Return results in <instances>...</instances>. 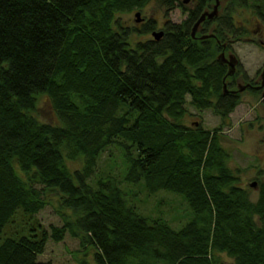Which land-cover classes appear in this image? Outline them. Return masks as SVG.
<instances>
[{
    "label": "trees",
    "instance_id": "1",
    "mask_svg": "<svg viewBox=\"0 0 264 264\" xmlns=\"http://www.w3.org/2000/svg\"><path fill=\"white\" fill-rule=\"evenodd\" d=\"M192 1L0 0V264H51L39 257L67 234L85 250L79 264H227L221 254L264 264V180L252 200L222 144L241 96L224 90L234 80L218 59L249 34L238 15L264 26V0H222L195 37L214 1ZM151 2L186 17L165 18L158 39L155 19L138 27L117 17ZM41 95L56 122L37 116ZM187 105L220 126L187 124ZM117 149L120 180L104 177ZM139 182L181 195L188 221L174 228L138 212L125 189ZM51 200L62 224L47 228L38 213Z\"/></svg>",
    "mask_w": 264,
    "mask_h": 264
},
{
    "label": "rangeland",
    "instance_id": "2",
    "mask_svg": "<svg viewBox=\"0 0 264 264\" xmlns=\"http://www.w3.org/2000/svg\"><path fill=\"white\" fill-rule=\"evenodd\" d=\"M213 1L215 2V0ZM222 5L223 1L220 6L222 7ZM219 12H221V9L218 8ZM136 13H138V17L135 16ZM117 17L120 18L123 25L138 27H141L146 20L153 18L156 20V31H159L165 18L173 22H180L186 15L179 9H174L167 17H164V10L159 8L155 2H151L142 10L133 9L117 15ZM137 19L139 20L137 21ZM248 19L252 20V13L245 10L236 17L235 23L238 26H242L245 23L248 29L255 27L256 22L254 24L250 23ZM196 34H199V28ZM205 35H210V33ZM148 36L149 34L141 36V38H147ZM201 36L199 35V37ZM250 37L253 36L247 34V36L241 37L239 41L233 42L230 52L226 48L219 52V55L223 53L226 59H229L230 54H235L240 61L242 71L239 72L238 68H235V72L230 75L234 80V90L237 89V85H245L242 77L243 72L248 77L255 78L254 80L257 83L263 82L261 71L264 65V47L256 41H249ZM262 40L264 39L262 38ZM225 85L226 89H231L226 82ZM240 96L241 102L223 124L221 130L222 144L231 153V165L239 166L243 169L240 184L248 189L251 199L256 200L258 195L257 187H251L250 184L261 178L264 179V132L260 128V125H264V99L261 100L260 93L253 94L248 90H243ZM187 108L190 113L185 119L187 124L191 125L193 121H200L206 128L212 129L220 126L221 118L210 110L197 111L190 105H187ZM36 114L42 121L56 122V117L45 95H41L37 100ZM108 157L109 152L102 154L98 170H103L106 167L109 160ZM110 159L111 163L105 168L106 174L104 177L110 176L112 178L116 177L118 180L123 179L125 162L119 153V149ZM71 166L78 167L79 163L71 162ZM142 185V182H139L137 185H130L129 189H125L128 195L127 200L136 207L138 212L151 217L163 218L174 228H178L188 221L189 207L181 195L166 190L148 193ZM55 207L54 201L51 200V203L38 213L39 220L47 228L50 225L62 224ZM18 215L19 213L17 212L14 215V220H16ZM29 220L30 218H28ZM46 245L44 253L39 258L43 261H50L51 264H79L77 259L82 257L85 252L79 245V240L69 234L58 243L49 240ZM91 252L92 250H88L87 254L84 255L89 261H92ZM221 258L227 264H232V259L225 254H221Z\"/></svg>",
    "mask_w": 264,
    "mask_h": 264
},
{
    "label": "flooded vegetation",
    "instance_id": "3",
    "mask_svg": "<svg viewBox=\"0 0 264 264\" xmlns=\"http://www.w3.org/2000/svg\"><path fill=\"white\" fill-rule=\"evenodd\" d=\"M190 1L193 2L192 0H188L187 2L189 3ZM246 21H247V19H246ZM248 22L253 23V24L256 22V25H255V27H252L248 31L249 32V35H252L253 37H250L249 39L248 38L247 39L249 41H256V42L260 43V45H262V43L264 42V40H262V38L264 39V26L261 24V22L259 21V19L253 13H252V20H249L248 19ZM228 52H230V50ZM236 58H237V64H236V69H237L239 66L241 67V64H240V61H239V59H238L237 56H236ZM263 69H264V65H263L262 71H261V77H262V79H264V77L262 76ZM242 76H243V73H242ZM243 79H244L243 81H245V85L243 86L244 87L243 90H248L249 92H251L253 94L260 93L261 94V100L264 99V84H262L261 82L260 83H257L254 80L255 78H253V77H248L247 76V79H245V78H243ZM239 86H241V85H237V89L236 90H234V88L232 87L231 89H226V91H230V92L235 93V94L236 93L240 94L243 90L240 91L238 89ZM260 128H262L263 129V132H264V125H260ZM256 178H258V176H256ZM263 180L264 179H262V178L259 179V180H257L256 181V187L258 185V181H263Z\"/></svg>",
    "mask_w": 264,
    "mask_h": 264
},
{
    "label": "water",
    "instance_id": "4",
    "mask_svg": "<svg viewBox=\"0 0 264 264\" xmlns=\"http://www.w3.org/2000/svg\"><path fill=\"white\" fill-rule=\"evenodd\" d=\"M188 0H183L184 3H186ZM219 4H220V0H215L214 4H213V8L210 12L208 11H205L203 12L200 17L197 19V21L194 23L193 27H192V31H191V36L192 37H195V34L200 26V24L207 18V19H212L214 16H216L218 14V7H219ZM136 17H138V13L135 14ZM139 19H137L138 21ZM162 32L161 31H154L152 33V35L158 39L160 38ZM210 35H202L201 38H206ZM262 45L264 46V42L262 43ZM218 59L227 64L228 65V72H227V75H232L234 72H235V68H236V64H237V58L234 54H230L229 55V59H226L224 54H220L218 56ZM262 76L264 77V69H263V72H262ZM262 84H264V79H263V82ZM224 87V90L226 91V85L223 86ZM238 89L241 91L244 89L243 86H239ZM251 187H255L256 186V182H253L250 184Z\"/></svg>",
    "mask_w": 264,
    "mask_h": 264
},
{
    "label": "bare ground",
    "instance_id": "5",
    "mask_svg": "<svg viewBox=\"0 0 264 264\" xmlns=\"http://www.w3.org/2000/svg\"><path fill=\"white\" fill-rule=\"evenodd\" d=\"M220 4H221V1H220ZM220 4H219V6H220ZM219 8V7H218ZM193 27V26H192ZM192 31V30H191Z\"/></svg>",
    "mask_w": 264,
    "mask_h": 264
}]
</instances>
